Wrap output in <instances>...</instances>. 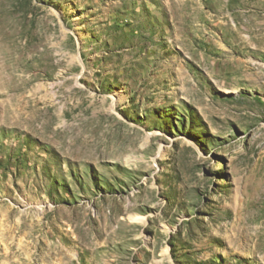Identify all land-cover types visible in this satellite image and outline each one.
Segmentation results:
<instances>
[{"label":"rangeland","instance_id":"374dc122","mask_svg":"<svg viewBox=\"0 0 264 264\" xmlns=\"http://www.w3.org/2000/svg\"><path fill=\"white\" fill-rule=\"evenodd\" d=\"M0 264H264V0H0Z\"/></svg>","mask_w":264,"mask_h":264}]
</instances>
